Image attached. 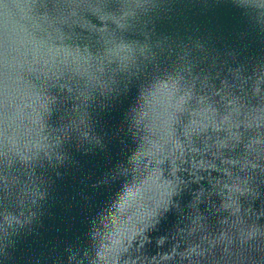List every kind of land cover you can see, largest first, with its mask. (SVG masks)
I'll return each mask as SVG.
<instances>
[{
  "label": "water",
  "instance_id": "obj_1",
  "mask_svg": "<svg viewBox=\"0 0 264 264\" xmlns=\"http://www.w3.org/2000/svg\"><path fill=\"white\" fill-rule=\"evenodd\" d=\"M0 264H264V0H0Z\"/></svg>",
  "mask_w": 264,
  "mask_h": 264
}]
</instances>
